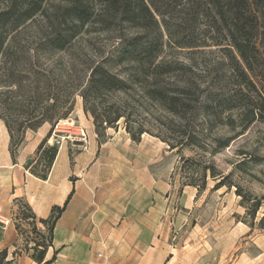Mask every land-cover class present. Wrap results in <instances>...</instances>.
Masks as SVG:
<instances>
[{"label": "trees", "instance_id": "obj_1", "mask_svg": "<svg viewBox=\"0 0 264 264\" xmlns=\"http://www.w3.org/2000/svg\"><path fill=\"white\" fill-rule=\"evenodd\" d=\"M89 29L115 34L108 56L77 52L78 39ZM167 47H217L232 81L214 88L213 81L198 79L191 64L165 58ZM263 80L264 0H0V118L13 160L26 131L45 123L52 130L74 110L77 95L93 118L99 144L121 120L130 138L140 142L151 131L141 115L159 112L169 122L160 121L155 136L171 150L204 148L205 126L239 127L233 135L215 138L218 146L211 152L216 153L254 122L264 121ZM50 134L27 164L44 180L59 151L47 144ZM208 169L217 176L213 166L203 167L204 176ZM73 192L46 218L25 199H15L14 206L21 203L15 225L19 239L26 233L24 244L16 242L12 256L8 248L1 250L0 264H17L23 253L37 264H54L60 251L54 248L55 229ZM261 206L256 199L252 215ZM259 224L264 228V214ZM50 248L54 253L48 258Z\"/></svg>", "mask_w": 264, "mask_h": 264}, {"label": "rangeland", "instance_id": "obj_2", "mask_svg": "<svg viewBox=\"0 0 264 264\" xmlns=\"http://www.w3.org/2000/svg\"><path fill=\"white\" fill-rule=\"evenodd\" d=\"M114 36L89 29L75 47L81 54L83 50L95 58L105 57L117 43ZM163 56L191 64L198 79L213 81L214 88L232 81L217 47H167ZM67 118L87 134L93 123L80 95ZM141 118L151 131L140 142L130 138L123 120L117 128L107 129L106 142L114 144L110 152L117 163L97 188L101 206L78 219L70 218L76 222L71 231H66L68 216L63 213L55 229L54 248L60 251L54 264H264V228L259 224L264 214V121L254 122L229 146L212 153L218 146L216 137L233 135L239 127L205 126L200 139L204 148L184 146L178 151L155 136L160 121L169 122L166 114L144 113ZM88 142L89 134L86 141L65 140L73 148L72 161L73 154ZM47 144L60 146L56 140ZM204 166H213L217 176L211 169L204 176ZM71 180L74 183L75 178ZM220 180L223 185L216 186ZM256 199L262 200V206L252 215ZM20 207L18 203L11 212L14 223L19 221ZM3 220L8 219L0 213L1 224ZM21 227L30 229L25 223ZM25 235L16 240L20 247ZM54 248L49 249L48 258Z\"/></svg>", "mask_w": 264, "mask_h": 264}, {"label": "crops", "instance_id": "obj_3", "mask_svg": "<svg viewBox=\"0 0 264 264\" xmlns=\"http://www.w3.org/2000/svg\"><path fill=\"white\" fill-rule=\"evenodd\" d=\"M50 131V123L43 124L37 130H27L25 142L16 160H13L9 149L10 135L0 118V213L8 219L5 224L0 223V251L8 248L11 254L13 245L19 237L16 225L11 219L14 201L17 198L25 199L38 217L46 218L52 206L61 205L65 201V196L74 190L69 206L65 210L68 216L66 231L74 230L76 224L71 222L70 218L78 219L79 216L95 212L97 206H101V201L98 200L101 195L97 188L104 177L112 175L113 167L117 163L116 157H112L113 153L110 152L114 144L108 141L99 145L94 125L90 124L87 128L89 142L85 144V149L75 152L72 161L70 151L73 148L63 142L59 146L49 176L44 180L33 175L27 164ZM71 177L75 178L74 183ZM17 264L37 263L23 253Z\"/></svg>", "mask_w": 264, "mask_h": 264}, {"label": "built area", "instance_id": "obj_4", "mask_svg": "<svg viewBox=\"0 0 264 264\" xmlns=\"http://www.w3.org/2000/svg\"><path fill=\"white\" fill-rule=\"evenodd\" d=\"M52 135L50 134L48 141L49 143H53L54 140L59 145H62L63 142H65L66 139H76L80 138L84 141L87 140L88 134L85 130V128H78L75 126L74 121H72L70 118H63L58 120L53 127ZM77 129V130H75ZM79 130V132H77ZM2 221V220H1ZM5 221V220H3ZM8 220L5 221V223Z\"/></svg>", "mask_w": 264, "mask_h": 264}]
</instances>
